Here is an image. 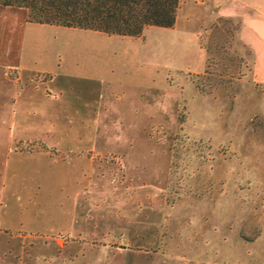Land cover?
I'll return each instance as SVG.
<instances>
[{
    "label": "rangeland",
    "instance_id": "374dc122",
    "mask_svg": "<svg viewBox=\"0 0 264 264\" xmlns=\"http://www.w3.org/2000/svg\"><path fill=\"white\" fill-rule=\"evenodd\" d=\"M176 17L207 67L167 82L143 40L0 6V66L31 67L0 76V264H264V81L240 20L208 0Z\"/></svg>",
    "mask_w": 264,
    "mask_h": 264
},
{
    "label": "crops",
    "instance_id": "0c3cea01",
    "mask_svg": "<svg viewBox=\"0 0 264 264\" xmlns=\"http://www.w3.org/2000/svg\"><path fill=\"white\" fill-rule=\"evenodd\" d=\"M210 4L211 14L216 18H233L242 22L239 36L241 41L249 47L254 64L253 71L257 79L264 81V0H208ZM184 25H179V18L171 28H161L150 26L143 30L142 38L117 37L123 40H143L142 46H138L137 58L143 60L150 70H164L165 79L168 82L170 72L184 71L191 73H201L206 66V52L199 43V29L185 18ZM33 24V23H31ZM38 25V24H35ZM48 26V25H39ZM58 27V26H56ZM155 31L158 34L156 43L148 44V31ZM154 32V33H155ZM95 35H106L104 33L95 32ZM108 36V35H107ZM147 41V42H146ZM141 47V48H139ZM142 47H147L144 50ZM97 51V49H94ZM27 62L21 53L18 54V60L14 64L5 67L0 66V76L6 82L15 84L21 78V71H31L30 63ZM14 71V78L10 77L8 72ZM34 71V73H38ZM42 71H46L45 69ZM66 83H70L71 76H68ZM86 81H90L88 89L94 98L100 100V88L107 82V79L99 74L88 75ZM53 79H48L51 82ZM120 83V81H117ZM128 82V81H127ZM19 92V91H18ZM81 92V91H80Z\"/></svg>",
    "mask_w": 264,
    "mask_h": 264
},
{
    "label": "trees",
    "instance_id": "16d2710c",
    "mask_svg": "<svg viewBox=\"0 0 264 264\" xmlns=\"http://www.w3.org/2000/svg\"><path fill=\"white\" fill-rule=\"evenodd\" d=\"M179 1L0 0V6L25 9L27 22L33 24L142 38L146 27H173Z\"/></svg>",
    "mask_w": 264,
    "mask_h": 264
}]
</instances>
